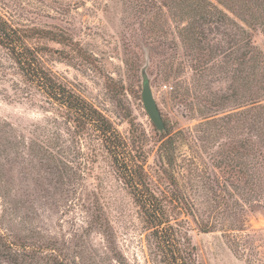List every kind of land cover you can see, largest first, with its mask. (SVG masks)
<instances>
[{"label": "rangeland", "instance_id": "374dc122", "mask_svg": "<svg viewBox=\"0 0 264 264\" xmlns=\"http://www.w3.org/2000/svg\"><path fill=\"white\" fill-rule=\"evenodd\" d=\"M1 19L62 36L31 41L43 67L143 146L152 189L183 197L195 264H264V109L248 112L264 106V0H0ZM0 264H165L102 142L1 45Z\"/></svg>", "mask_w": 264, "mask_h": 264}, {"label": "trees", "instance_id": "16d2710c", "mask_svg": "<svg viewBox=\"0 0 264 264\" xmlns=\"http://www.w3.org/2000/svg\"><path fill=\"white\" fill-rule=\"evenodd\" d=\"M232 1L235 3L241 0ZM61 37L43 29L11 27L7 22L0 20V45L10 52L23 80L63 109L65 118L75 129H90L102 142L115 173L130 189L143 222L156 242L162 261L165 264H195L193 247L178 222L181 214L191 216L193 213L188 211L189 206L183 197L177 193H172L171 196L159 194L150 187L149 176L144 170L146 157L143 146L128 144L105 116L44 68L39 55L41 48L31 44V41L40 39L60 44ZM248 43H251V40ZM250 49L255 47L251 44ZM250 102L248 112L258 114V111H262L260 109H264V106L257 105L259 98H252ZM159 138V150L166 152L171 144L169 134H160ZM200 231L209 232L202 227Z\"/></svg>", "mask_w": 264, "mask_h": 264}, {"label": "water", "instance_id": "95a60500", "mask_svg": "<svg viewBox=\"0 0 264 264\" xmlns=\"http://www.w3.org/2000/svg\"><path fill=\"white\" fill-rule=\"evenodd\" d=\"M141 78H142L141 102L143 105V109L146 112L154 128L160 133L166 132L164 121L156 104V101L153 97L150 81L146 74V66L143 68L141 72Z\"/></svg>", "mask_w": 264, "mask_h": 264}]
</instances>
